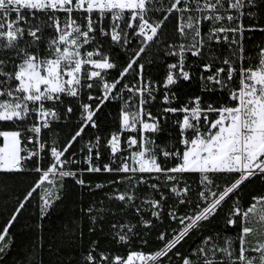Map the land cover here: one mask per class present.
I'll return each instance as SVG.
<instances>
[{"label": "snow or ice", "instance_id": "obj_1", "mask_svg": "<svg viewBox=\"0 0 264 264\" xmlns=\"http://www.w3.org/2000/svg\"><path fill=\"white\" fill-rule=\"evenodd\" d=\"M253 33L264 34V0H0V176L32 178L0 253L34 194L43 220L71 179L108 189L136 219L111 224L123 252L94 240L83 264H264V195L241 198L246 182L264 181V42L249 61ZM193 81L199 94L181 99L176 87ZM113 103L115 130L86 139ZM169 125L175 142L157 143ZM222 211V229L208 231ZM193 232L200 242L184 255ZM134 237L159 243L132 250Z\"/></svg>", "mask_w": 264, "mask_h": 264}, {"label": "trees", "instance_id": "obj_2", "mask_svg": "<svg viewBox=\"0 0 264 264\" xmlns=\"http://www.w3.org/2000/svg\"><path fill=\"white\" fill-rule=\"evenodd\" d=\"M171 30V29H169ZM264 42V34L253 33L251 39L246 43L245 47L248 52V59L254 60L258 56L257 45ZM122 55V53L117 54ZM162 52L155 50L149 52V59H155L156 63L148 65V72L154 79H161L164 71L163 64L160 60ZM195 59V58H190ZM177 95L183 99L186 96L199 94V88L196 81L191 85L181 82L175 89ZM215 98V97H213ZM116 104H110L105 107L101 113L99 120V128L88 130L91 134H100L107 137L115 130L113 120L116 115ZM74 123L75 121H64L62 123ZM71 132V128L61 131L57 135L63 138L64 135ZM94 142V141H93ZM175 142V129L169 125L165 132L162 133L157 143L172 144ZM73 167H76L75 165ZM93 182L102 181L103 177H86ZM193 189V198H195V190L197 188V177L192 175L189 178ZM32 183L31 176L15 174L10 176H0V229L10 218L12 212L22 199L23 193L29 184ZM247 186L243 187L241 193L242 202L247 205L253 196L264 195V181L259 179L252 182H246ZM103 192H90L88 189H81L71 179L65 182V188L62 192V198L53 205L43 220L40 219V200L35 195L33 199L22 210L16 222L10 229L12 243L9 250L0 253V264H83L82 257L87 253L92 241H98V249L108 251L110 254L123 252L124 249L112 238L111 224L120 220L121 223H136V219L132 216L125 215L119 211L117 202L109 200ZM144 196H150L149 191H145ZM158 198V197H157ZM92 207L91 216L96 217V223L92 224L87 209ZM228 205H225L226 211ZM183 210V206H181ZM224 212L220 213V217L216 218V223L212 224L208 231L220 230L223 226ZM94 228V231H89ZM229 233L232 229L227 230ZM207 235V231L203 233ZM152 236L148 233L145 237ZM136 243L132 245V250L142 248L146 253L152 252L158 245V241L154 238L150 240L148 245L139 244V238H133ZM201 234L193 232L190 237L179 248L180 252L188 255L189 250L197 246L200 242Z\"/></svg>", "mask_w": 264, "mask_h": 264}, {"label": "built area", "instance_id": "obj_3", "mask_svg": "<svg viewBox=\"0 0 264 264\" xmlns=\"http://www.w3.org/2000/svg\"><path fill=\"white\" fill-rule=\"evenodd\" d=\"M249 61H251V60L249 59Z\"/></svg>", "mask_w": 264, "mask_h": 264}]
</instances>
